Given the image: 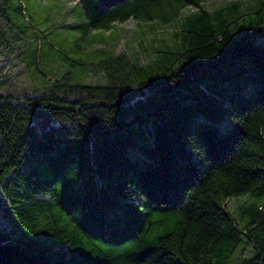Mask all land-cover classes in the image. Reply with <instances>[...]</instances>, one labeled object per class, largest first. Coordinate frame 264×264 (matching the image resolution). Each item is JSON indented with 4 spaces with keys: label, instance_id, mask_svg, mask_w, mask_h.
<instances>
[{
    "label": "trees",
    "instance_id": "obj_1",
    "mask_svg": "<svg viewBox=\"0 0 264 264\" xmlns=\"http://www.w3.org/2000/svg\"><path fill=\"white\" fill-rule=\"evenodd\" d=\"M64 1L87 33L135 20L173 27L179 45L155 68L102 60L105 85L0 93V264H54L22 235L89 264H264V0ZM25 26L22 0H0L3 53ZM225 115L206 144L187 136Z\"/></svg>",
    "mask_w": 264,
    "mask_h": 264
},
{
    "label": "rangeland",
    "instance_id": "obj_2",
    "mask_svg": "<svg viewBox=\"0 0 264 264\" xmlns=\"http://www.w3.org/2000/svg\"><path fill=\"white\" fill-rule=\"evenodd\" d=\"M249 1L253 0H209L205 9L211 12L232 3ZM22 2L27 39L7 53L0 50V93L37 95L55 81L105 85V75L95 73L102 60L125 54L132 62L139 59L140 65L155 68L161 62L160 58L157 61V52L179 45L173 27L130 20L114 25L110 31L87 33L79 3L68 4L64 0ZM193 11L195 9L185 10L182 17ZM175 25L178 28V23ZM223 119L228 128L227 116ZM247 202L246 197L232 198L228 202L230 212L239 223L242 221L239 209Z\"/></svg>",
    "mask_w": 264,
    "mask_h": 264
},
{
    "label": "snow or ice",
    "instance_id": "obj_3",
    "mask_svg": "<svg viewBox=\"0 0 264 264\" xmlns=\"http://www.w3.org/2000/svg\"><path fill=\"white\" fill-rule=\"evenodd\" d=\"M226 129L227 121L225 119L209 117L203 121L197 130L194 132L190 131L187 136L196 141L197 147H199L201 144H206L210 134L219 135L226 131ZM188 159L194 163L197 158L189 151ZM20 239L31 244L48 245L52 249L54 264H89V258L83 252L57 246L45 237H28L22 235Z\"/></svg>",
    "mask_w": 264,
    "mask_h": 264
}]
</instances>
